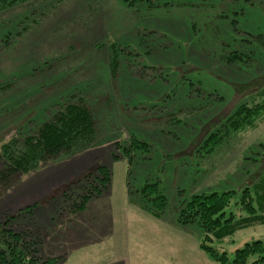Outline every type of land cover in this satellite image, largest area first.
I'll list each match as a JSON object with an SVG mask.
<instances>
[{"label": "rangeland", "instance_id": "374dc122", "mask_svg": "<svg viewBox=\"0 0 264 264\" xmlns=\"http://www.w3.org/2000/svg\"><path fill=\"white\" fill-rule=\"evenodd\" d=\"M113 44L125 49L117 82ZM233 52L244 61L230 64ZM263 88L264 0H31L0 9V169L3 147L47 121L70 94L89 97L98 121L91 144L0 180V226L8 221L40 237L41 256L60 264H102L110 252L106 206L118 203L122 188L127 194L128 181L133 191L160 181L168 220L184 198L229 191L231 209L247 217L234 202L264 180V119L214 150L206 141L239 107L259 103ZM134 140L150 149L129 157ZM99 166L113 173L110 194L71 212L64 193L77 194ZM129 239L133 256V242L145 237L133 231ZM257 240L264 242V222L222 247L232 254Z\"/></svg>", "mask_w": 264, "mask_h": 264}, {"label": "trees", "instance_id": "16d2710c", "mask_svg": "<svg viewBox=\"0 0 264 264\" xmlns=\"http://www.w3.org/2000/svg\"><path fill=\"white\" fill-rule=\"evenodd\" d=\"M28 1L31 0H0V9ZM260 37L261 35L255 38L259 40ZM124 50L115 44L110 47V69L115 82L120 66L119 56ZM227 61L232 64L244 59L240 53L233 52ZM139 75L144 78L146 72L140 71ZM259 97L262 99L259 103L244 104L225 120L220 129L206 141L207 147L214 150L230 135L255 129L264 119V90L259 93ZM64 99L66 103L63 100L64 103H61L59 109L53 112L47 121L28 134L12 139L3 147L5 164L4 168L0 169V180L10 183L20 173H28L50 159L73 153L95 141L98 121L90 98L70 94ZM149 147L146 142L134 140L133 146L125 150L129 157H133L132 152L135 149L149 150ZM129 182L127 194L134 205L154 218H161L166 214L170 202L163 193L160 181H148L135 191ZM112 184L113 173L107 166H99L85 175L77 183V194L70 191L64 193L68 201H72L71 212L85 210L89 202L99 198ZM256 188L254 193L245 189L234 202L236 210L238 208L245 211L247 217L240 214L239 210L237 212L231 209L235 191L223 194H193L184 198L176 208V223L181 227L197 226L200 229V249L217 264H264V242L261 240L246 243L232 254L222 247L226 240L238 231L264 222V216L258 215V210L264 208V180L258 183ZM180 194H183V191H180ZM0 242L3 244V247L0 246V264H60L62 260L42 257L39 249L40 237H34L28 231L15 232L8 225V221L0 226Z\"/></svg>", "mask_w": 264, "mask_h": 264}, {"label": "crops", "instance_id": "0c3cea01", "mask_svg": "<svg viewBox=\"0 0 264 264\" xmlns=\"http://www.w3.org/2000/svg\"><path fill=\"white\" fill-rule=\"evenodd\" d=\"M122 189L118 203L106 206L110 210L109 236L106 237L110 241V252H106L102 264H143L148 256H151L147 259L149 264H217L200 249L198 231L189 234L190 228L179 226L176 219L168 220L165 215L161 218L150 216L131 203ZM110 191L111 188L102 197ZM133 231L145 240L133 242L137 251L130 256L129 238Z\"/></svg>", "mask_w": 264, "mask_h": 264}]
</instances>
